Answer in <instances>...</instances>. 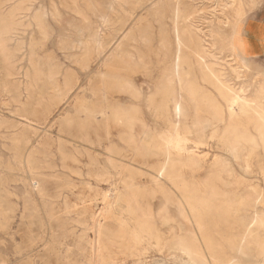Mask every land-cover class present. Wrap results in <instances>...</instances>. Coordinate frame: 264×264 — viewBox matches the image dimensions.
Listing matches in <instances>:
<instances>
[{
    "label": "rangeland",
    "instance_id": "rangeland-1",
    "mask_svg": "<svg viewBox=\"0 0 264 264\" xmlns=\"http://www.w3.org/2000/svg\"><path fill=\"white\" fill-rule=\"evenodd\" d=\"M258 15L264 0H0V264H264L236 248L264 210V150L235 159L215 114L222 78L264 77V57L236 46ZM183 73L203 98L188 100ZM246 194L262 205L216 218Z\"/></svg>",
    "mask_w": 264,
    "mask_h": 264
},
{
    "label": "bare ground",
    "instance_id": "bare-ground-1",
    "mask_svg": "<svg viewBox=\"0 0 264 264\" xmlns=\"http://www.w3.org/2000/svg\"><path fill=\"white\" fill-rule=\"evenodd\" d=\"M236 30H237V26L234 25L233 31H236ZM181 35H182V33H181ZM233 36H235V33H234ZM97 39H99V38H97ZM176 43L177 44L179 43L178 39H177V42ZM204 51L202 50L201 47L193 50V53H194L195 58H196V65H197V67L201 71L204 70V72H205V71L209 70V72H211V73L214 74V71L206 64V62L204 60V57H205ZM179 52H181V49L177 45L176 46L175 53H177L178 56L176 57V59L174 60V63L172 64V66H173V72H172V74L173 75L177 74V69L180 66V61L183 60L182 59V54H180ZM244 58L245 57H243L241 59L242 62L244 61ZM205 69H207V70H205ZM222 79L220 81L221 82V86H220L221 89L219 91V95L224 100V105H225L224 107L225 108L224 109L222 108L223 109V112L222 113H217L216 112L215 114H217L216 116L218 117V120L220 122H222L225 117L228 120L227 121V126H226L227 132H228V137H229L228 143H227V148L229 149L230 153L232 154V156L235 159L238 157L239 151L243 150V148H244L245 145H247L248 147H253V146H255L256 148L257 147H260L261 149L264 150V77H261V78L257 79L253 83H242L236 89L232 85H230V83H228L227 80H225V79L222 80ZM168 81L170 82V79L169 78H168ZM180 85H181V89L186 93V95H187L186 97L188 98V100H190V101L196 100L197 101L198 99L203 98L194 89L193 82L191 81L190 78L187 77V74L186 73H183L182 75H180ZM174 92H175V88L173 89V93ZM135 95H136V93H135ZM215 106H216V104H215ZM234 106L237 108V110L234 109ZM173 111H174L175 114H179V115L180 114L183 115L185 113V105H183V103L181 102V100L178 99V98H176V97L173 99ZM251 130H253L255 132V135L251 133ZM169 166H172V159L170 157H168V161H167V167H169ZM174 182H176V181H174ZM185 194H186V192H185ZM224 202L226 203V205L225 204L222 205V203H220L221 205L220 204L217 205L216 208H215V206H213L214 209H216L215 215L217 216L216 218H218V219L225 220V217H227L226 215L228 214V208L227 207L230 206L233 203H235V204L239 203V204L243 205L244 207L245 206H254V205H257V204H261L262 205V196L261 195H255V196L253 195V196H251V195H247L246 194V195L240 196L237 200H232V202L229 199L226 200V201H224ZM241 205H239V206H241ZM231 208H232V206H231ZM232 209H234V208H232ZM197 217H198V215H197ZM186 220H187V218H186ZM240 222L241 221L239 219V223ZM227 223H229V222H227ZM236 223H238V221ZM198 225H200V223H198ZM231 225H233V224H231ZM231 225H229V226H231ZM201 227H199V228H201ZM242 227H243L242 228V231L238 232V234L236 235L237 236V240L235 239V237L233 235V239H235L238 242V245L236 244V248L239 246V248H241V249L246 248V249H249L251 251H254L258 256H264V237L261 236L258 233L259 228L260 227H264V210L262 212L261 211L260 212H255L249 218L246 226H243L242 225ZM203 237H204V235H203ZM219 237H221V235ZM219 237H218V239H219ZM226 238L224 237V240H226V244H227L226 246L229 245L230 247H232V246L235 247L234 245H235V242L236 241L235 240L233 241V239L230 240L227 236H226ZM211 239L212 238H209V237H204L203 238V243H204V246H205V248L207 250L208 249H211L212 250V247L211 246L213 245V242H212ZM194 244H195V242H194ZM221 245H222V243H221ZM221 245H219V246H221ZM182 246H184V245H182ZM229 246H228V248H229ZM197 247H198V245H197ZM187 248H188V246H186V249ZM186 249H183V250H185V252H186ZM200 249H201V247H200ZM191 253H193V252H191ZM213 253H211L212 255L210 256V259L208 258L207 255L206 256H207L208 260L212 264H216L221 259L219 261L216 260V256L217 255L216 254H213ZM195 255H196V257L199 260H204L205 259L204 253L201 252L200 250L195 251V254L192 255V256H195ZM220 258H222V257H220ZM198 259H197V261H198ZM228 260L229 259H227V263H228ZM206 261H207V259H206ZM224 263H226V262H224ZM217 264H220V263H217Z\"/></svg>",
    "mask_w": 264,
    "mask_h": 264
},
{
    "label": "crops",
    "instance_id": "crops-1",
    "mask_svg": "<svg viewBox=\"0 0 264 264\" xmlns=\"http://www.w3.org/2000/svg\"><path fill=\"white\" fill-rule=\"evenodd\" d=\"M240 54L248 58L264 57V16L246 19L236 35Z\"/></svg>",
    "mask_w": 264,
    "mask_h": 264
}]
</instances>
